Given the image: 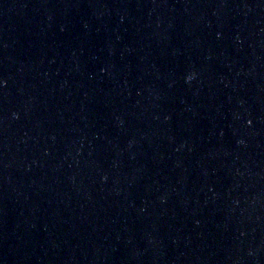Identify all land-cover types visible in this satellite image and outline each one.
<instances>
[{"label":"water","instance_id":"1","mask_svg":"<svg viewBox=\"0 0 264 264\" xmlns=\"http://www.w3.org/2000/svg\"><path fill=\"white\" fill-rule=\"evenodd\" d=\"M0 264H264V0H0Z\"/></svg>","mask_w":264,"mask_h":264}]
</instances>
